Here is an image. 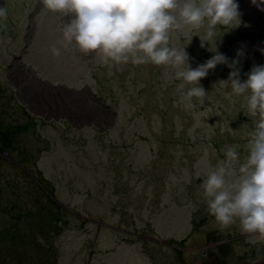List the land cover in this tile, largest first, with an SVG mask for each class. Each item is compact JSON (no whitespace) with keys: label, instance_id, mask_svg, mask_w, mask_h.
<instances>
[{"label":"rangeland","instance_id":"1","mask_svg":"<svg viewBox=\"0 0 264 264\" xmlns=\"http://www.w3.org/2000/svg\"><path fill=\"white\" fill-rule=\"evenodd\" d=\"M243 3L251 10L244 27L217 26L202 47L206 27L183 26L171 32L170 46L185 48L193 69L217 53L238 60L246 81L254 66H264V0ZM4 6L0 123L28 129L23 144L10 147L13 155L0 153V264L264 261V241L254 242L238 221L221 229L201 187L226 159V146L238 145L241 163L248 155L257 118L245 114L230 81L221 83L232 68L210 69L200 81L203 102L193 97L188 107L183 98L193 85L177 80L172 66L106 65L74 44L62 47L70 16L42 0H0ZM4 129L0 146L7 145ZM15 159L28 168L13 166L22 165ZM48 188L66 212L49 216Z\"/></svg>","mask_w":264,"mask_h":264},{"label":"clouds","instance_id":"2","mask_svg":"<svg viewBox=\"0 0 264 264\" xmlns=\"http://www.w3.org/2000/svg\"><path fill=\"white\" fill-rule=\"evenodd\" d=\"M43 6L69 17L62 31V47H75L83 54L94 53L109 66L126 63H153L177 69L175 77L193 85L183 99L191 107L193 97L203 102L206 92L201 79L210 69L224 64L233 71L231 94L243 96L245 114L256 117L254 131L248 133V155L240 162L238 145L226 146V159L206 173L203 195L209 213L221 229L239 222L243 232L264 241V66H254L247 80L240 79L239 63L217 53L205 64L193 69L188 53L170 46V34L183 26L206 27L200 36L203 42L217 35V26L232 28L240 24L236 0H42ZM254 5L257 0H252ZM264 11V8L261 9ZM0 18H7V10L0 7ZM51 53L61 55V48L53 45ZM239 56L240 53L238 52ZM184 65L187 68L182 69ZM183 86V85H182ZM223 151V150H222Z\"/></svg>","mask_w":264,"mask_h":264},{"label":"trees","instance_id":"3","mask_svg":"<svg viewBox=\"0 0 264 264\" xmlns=\"http://www.w3.org/2000/svg\"><path fill=\"white\" fill-rule=\"evenodd\" d=\"M236 2L238 3V5H239V13H240V16L242 17V27H244V25L245 24H243V23H245V21H246V14L247 13H250L251 12V10L248 8L249 7V4H244L243 3V0H236ZM5 8H6V6H4ZM262 16H263V18H261V19H264V15L262 14ZM60 30V29H59ZM61 35V34H60ZM61 40V39H60ZM56 42H58V41H56ZM210 45H208V47H209ZM49 48H50V44H49ZM209 51H211V48L209 47ZM214 55L212 54V57H213ZM29 114V113H28ZM4 121L1 119V123L0 124H2ZM3 124H5L6 126H3L2 128H4V127H6L7 128V130H5V132H4V130H3V132L2 133H4V135L6 136V141H7V145H1L0 146V153L2 152V153H5V152H7L9 155L11 154V155H13L14 154V149H12V148H10L11 146H15L16 148H18V146H20L21 144H23V139L25 138V136H27L26 134H23V132H25V130L26 129H28V125H23V126H21L20 124H18V123H15V124H13V125H15V126H17L18 128H19V126H20V128L19 129H17V130H15L14 132L12 131V129H11V126H9V123L8 124H6V123H3ZM1 128V129H2ZM8 128L11 130V134L9 133V131L10 130H8ZM0 129V130H1ZM23 134V136L21 137V135ZM0 135H2L1 133H0ZM4 144V143H3ZM5 158V157H4ZM15 158V157H14ZM0 159H1V155H0ZM16 160V162H18V163H20V164H22V165H17V164H15L14 162H12L11 161V164L13 165V166H15V167H19V168H22L23 170H24V168H28V166L26 165L27 163H26V161L25 160H23V159H15ZM49 189V188H48ZM50 190V193H51V195H49L50 196V202H51V204L50 205H52L53 206V208H51L50 209V211L51 210H53V211H51L50 212V214H49V216L50 217H53V216H55V214H57L58 213V215H59V213H63V212H66L67 211V209L65 208H63V206H62V204L59 202V200L58 199H56V200H54V199H52V196L53 197H55L56 198V193H55V191L54 190H52V189H49ZM56 216L57 218V220L60 218V216Z\"/></svg>","mask_w":264,"mask_h":264},{"label":"water","instance_id":"4","mask_svg":"<svg viewBox=\"0 0 264 264\" xmlns=\"http://www.w3.org/2000/svg\"><path fill=\"white\" fill-rule=\"evenodd\" d=\"M261 264H264V261Z\"/></svg>","mask_w":264,"mask_h":264}]
</instances>
